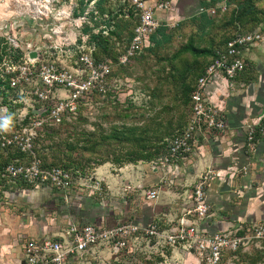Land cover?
Here are the masks:
<instances>
[{
  "label": "rangeland",
  "instance_id": "obj_1",
  "mask_svg": "<svg viewBox=\"0 0 264 264\" xmlns=\"http://www.w3.org/2000/svg\"><path fill=\"white\" fill-rule=\"evenodd\" d=\"M93 1L84 0L82 3L81 0H0V78H5L6 73L13 74L12 70L20 68L26 61H29L35 64L59 62L65 69L63 73L75 78L77 83L90 81L89 88L85 89L78 99L77 104L82 108L80 115L78 119H73V117L68 119L72 121L68 126L61 125L59 121L54 122L49 117H39L41 108L37 107L39 100L35 97L32 87L40 86L43 90L49 89L42 84L41 77H34L28 83L19 81V97L16 102L21 105L16 107L15 114L10 120L22 122L25 117H28L31 123L26 125L28 130L24 131V128L22 133L33 134L34 139L37 136V130L43 132L41 129H36V127H40V122L47 123L54 128H61L60 134L53 137H48L45 134L39 135L45 144L59 143L65 139L73 140L75 136L72 133L83 130L93 131L99 140L101 134L109 132L113 126L144 125L155 115L159 116L158 120L164 119L166 122L172 120L173 124H176L181 120V115L187 111V107L181 106L174 98V95L179 93L175 84H170V94L167 93V96L162 95L153 99V105H150V101H148L150 100L148 87L152 89L160 84L157 70L163 64H165V69L169 70L171 65L166 58L171 57L182 44L187 42L191 35L199 32L198 27L193 26L190 20L194 14L203 12V8L199 6L200 0H169L170 4L164 7H161V4L168 0H148V3L154 7L156 17L160 19L161 23L167 24L168 30L172 32V39L160 49L157 55H149L142 62L133 59L128 65H125L123 71L110 60L111 69L115 74L107 76L103 80V71L94 73L79 58V56L86 55V41L89 39V34L86 31L82 32V28L86 24L94 27L95 20L104 17L99 15L98 6ZM121 2L130 3L128 0H121ZM226 3L227 0H219L217 5L209 7L208 11L204 9L216 20L211 27L207 28L210 31L206 38H214L217 44L224 36L236 32L233 27L225 25L233 7V5H228L226 9ZM259 6L264 8V1L259 2ZM79 15L83 16L81 23L77 19ZM263 27L264 22L252 30L259 31L262 38L247 49L249 51L244 57L247 63L246 72L257 76V81L253 84H236L235 89L230 90L229 94H232V97L229 106L223 109L228 113V117L226 115L227 123L229 121L228 131H225L227 134L222 136L224 132L222 134L213 132L214 136H211V133L204 140L207 146L206 150L213 155H218V158L213 160L211 168L203 167L199 170V175L194 179L192 177L189 179L188 174L178 175L177 173V176H172L169 169L165 170L164 168L163 170L159 167L157 171V166L152 161L142 160L123 165L110 161L103 164H98V161L83 162L84 171L79 169L80 172L74 173V184L71 186L70 194L64 195L65 199L61 201L58 200L59 196L54 195L60 193H53V190L45 194L46 188L38 190V187H33L31 189L21 187L19 184L7 187V183L5 185L0 183V217H4L6 222L11 223L12 226L16 225L17 229L22 223H30V229L25 231L27 236H24L23 239L33 238L37 236L34 235L36 233H39V236H55L66 230L70 219L88 223L90 218L83 216L86 211L93 218L89 222L99 225L104 223L114 226L118 223L131 221L148 224L157 216L174 220L177 223L183 215L184 208L189 201L188 196L200 175L212 170L217 174V169L221 166L226 167L227 159L224 160L222 157V149L217 141L224 137L223 142L226 138L233 139L235 136L233 132L229 131V125L235 123L232 113L236 115L241 112V115L243 111L241 108L243 102L239 101L238 94L244 92L243 94L247 98L243 100L244 104L251 106L247 113L252 119L250 118L248 123L244 124L242 137L245 138L251 127L256 128L258 122H261L258 121V116L264 112V102L260 101L264 99ZM71 30H75L72 39L69 38ZM201 44L208 43L204 40ZM121 46L123 47V45ZM33 51L37 53L35 57L30 56ZM18 55L20 56L17 57ZM188 56L191 59V55ZM104 89L111 95L106 93L101 96L97 95ZM160 89L163 90L164 87ZM50 93L56 102L65 96H70L72 92L71 89L61 85L53 87ZM222 97L228 98L229 96ZM2 100L3 98L0 97V124L5 123L1 119L4 120L7 113V107L1 105ZM166 105H169V109H164ZM230 105L232 106L230 107ZM256 106H259L260 109ZM32 113L34 114L31 115ZM263 117L264 113L260 116V120ZM236 119L238 118L236 117ZM182 120H184L183 117ZM244 120L246 119L244 118ZM254 120L258 121L257 124L254 123ZM7 126L6 130L8 131L15 129L14 126ZM6 130L0 129V132ZM262 135L264 136V129L261 130V135L255 136L256 143L253 141L257 149L250 146L252 149L249 147L246 152L242 150L239 152L244 164L239 166V169L238 166L233 169L235 170L233 177L230 176V173H224L221 176L215 175V179L210 182L207 189L210 210L205 218L197 220L198 228L201 231L208 229L212 233L231 231L233 235L241 232L247 236V243L242 244L237 251L227 252L220 264H264V237H261L257 231L264 229V142L260 143L261 146L258 147V140L262 138ZM225 143L223 142V144ZM127 147V144L117 141L106 143L99 149L101 153L99 158L101 160L105 156L104 150L112 152L113 149L117 151L124 149L121 152L125 153ZM4 155L6 156V154ZM47 155V160L51 162L54 156L53 152L50 151ZM61 156L65 161L67 160L64 154ZM73 156L77 158L76 153ZM110 157H112V153H110ZM160 169L162 174L158 173ZM188 169H190L189 173H192L193 165L188 166ZM159 184L162 187H160L158 196L152 201L146 199L142 192L145 189L157 187ZM44 194L47 198L58 199L55 201L51 199L37 208L40 203L38 200L44 198ZM72 213H76L74 214L76 217H72ZM3 223L5 222L3 221ZM32 227L34 230L31 229ZM41 228L42 231H40ZM20 232H22L21 229L18 234ZM22 255L25 257V253ZM71 264L203 263L194 249L189 251L183 246L174 247L164 240L155 243L149 242L148 239H140L132 240L129 246L123 249L107 247L97 249L94 253H86L83 257H79Z\"/></svg>",
  "mask_w": 264,
  "mask_h": 264
},
{
  "label": "built area",
  "instance_id": "obj_2",
  "mask_svg": "<svg viewBox=\"0 0 264 264\" xmlns=\"http://www.w3.org/2000/svg\"><path fill=\"white\" fill-rule=\"evenodd\" d=\"M128 1L130 2L128 6H134L137 14H139L140 22L135 27L136 35L130 47L120 57L122 63H125L130 55L148 43L150 33L161 22L154 14V7L148 3V0ZM93 3H96V0ZM168 4H170L169 0L162 3L161 7ZM77 17L81 23L83 16L79 15ZM74 19L76 20V18ZM70 33L69 38L72 39L75 30H71ZM260 38H262V35L259 31L238 32L228 41L224 49L217 51L218 56L207 66L205 74L199 78L197 88L193 92V105L185 128L170 139L163 153L152 161L157 168L170 169V166L179 162L180 159L184 160L193 155L200 147V142L207 138V135L213 132L223 133L227 130L226 112L208 96L207 85L218 74L222 75L223 78L225 77L229 84L233 85L234 81H231L230 78L243 71L246 64L244 51ZM70 39H67V41H70ZM85 53L86 55L79 56V58L94 73L103 71V80L104 76L109 73V65L104 63L96 65L92 55ZM12 71L16 72L11 77L14 86L20 85L22 82L28 83L34 77H41L42 84L49 88L43 90L40 86L32 87L37 99L43 101V105L38 107L41 108L40 118L49 117L52 121L61 123L63 117L67 119H71L73 116L77 117L79 114L78 99L85 89L89 88L90 81L77 83L75 78L66 76L63 73L65 69L59 62L35 64L26 61L20 68ZM19 81L21 82L19 83ZM61 85L71 89L72 93L70 96H65L54 102L50 92H52L53 87ZM47 105H49V108ZM47 109H49V113L42 116V113ZM43 123L40 122V127H36V129L43 128ZM259 124L260 122L257 126ZM26 127V125L23 126L24 131L28 130ZM255 131L256 128L251 127L248 132L249 144H253ZM11 132H14L12 136L4 135L3 131L0 132V140H3L2 145H5V142L12 143L15 141L19 142L23 150H33V134L22 133V131ZM215 175H218V173L215 174L213 170L200 175L194 189L188 196L189 201L184 208L183 215L177 223L161 216L152 219L148 224H142L141 221H131L118 223L114 226L99 225L95 222L72 221L66 230L55 236L49 235L50 237H47V235L27 239L24 246V264H71L79 257H83L86 253H94L97 249L104 247L123 249L127 248L132 240L140 239H148L149 242L155 243L164 240L174 247L183 246L189 251L194 249L203 264H220L227 252L237 251L242 244H245L247 236L241 232L233 235L231 231L212 233L208 229L201 231L198 228L197 220L205 218L210 210L207 189L210 182L214 180ZM4 177H9L11 181H16L19 177L32 183L35 187L49 183L64 192L65 195L70 194L71 186L74 184V176L69 170L61 166L43 168L37 158L25 164L15 162L7 164L4 170H0V180ZM160 187L162 185L159 184L157 187L145 189L142 194L146 199L152 201L158 196ZM257 231L261 237H264V229Z\"/></svg>",
  "mask_w": 264,
  "mask_h": 264
},
{
  "label": "trees",
  "instance_id": "obj_3",
  "mask_svg": "<svg viewBox=\"0 0 264 264\" xmlns=\"http://www.w3.org/2000/svg\"><path fill=\"white\" fill-rule=\"evenodd\" d=\"M218 1L219 0H200L199 6L203 8V12L194 14L190 20L193 26L198 27L199 32L195 35H191L187 42L182 44L171 57L166 58L167 62L171 65L169 70L165 69V64L157 70V77L161 81L160 84L154 86L152 89L148 87L150 90V100L148 101H150V105H153V99L170 94V84L173 83L177 86V91H179V93L178 95L175 94L174 98L178 100L181 106L187 107V111L185 114L181 115V120H179L178 123L173 124L172 120L167 122L164 121V119L158 120L159 116L155 115L144 125L125 124L120 127L113 126L109 132L101 134L99 140L96 138L93 131L86 132L83 130L74 132L77 131L74 130L72 135L75 136V139H65L63 142L60 141L59 143L56 142L53 144H45L39 135L45 134L48 137H53L54 135L60 134L61 128H54L45 123V126L41 128L43 132L37 130V136L35 139L33 138L32 151L23 150L19 142H5V145H2L3 140H0V170H4L7 164L12 162L25 164L38 158L43 168L61 166L69 170L74 176V173L77 174L80 170L84 171L83 162L89 163L91 161H98V164H103L110 161L115 164L123 165L128 162L135 163L142 160L150 162L157 159L160 154L163 153L169 140L176 136L180 130L185 128L191 114L193 92L197 88L199 78L205 74L207 66L218 56L217 51L219 49H224L228 41L233 38L236 33L250 32L260 23L264 22V8L259 6V2L264 0H227L226 9L228 5H233V7L230 10L225 25L233 27L236 32L224 36L217 44L214 38H206V35L210 31L207 28L211 27L216 22L215 18L210 16L207 11L209 7L216 6ZM81 2L84 3V0H81ZM120 2L121 0H96L99 15L104 17L95 20L94 27L86 24L82 29V31H86L89 34V39L86 41V52L91 53L96 65L100 63L109 65V73L104 76V79H106L107 76L115 74L111 69L110 60L112 63L114 62L118 65V69L123 71V68L126 67L125 65H128L133 59L142 62L147 59L149 55H157L160 49L169 43L173 36L172 32L168 30L167 24L160 22L159 26L150 33L148 43L144 44L141 49L136 50L130 55L125 63H122L120 57L125 54L130 47L136 35L135 27L140 21L139 14H137L134 6L129 7L127 3ZM204 9H207V11ZM204 40L207 41L208 44L202 45L201 42ZM121 45H123V47ZM189 54L191 55V59L188 56ZM19 56L20 55L17 57ZM246 66L247 63L243 71L239 72L233 78H230L231 81L239 83H252L257 81V76H253L250 72H246ZM14 74H16V72L13 74L6 73L5 78H0V97L3 98L1 105L7 107L5 119H1V121L5 122L4 124L14 126L15 129L11 131L21 132L23 126L30 123L31 120L28 117H25L22 122L10 120L15 114L16 107L21 105L19 102H16V99L19 97L18 92L20 85H12L11 77ZM161 87H164V89H160ZM103 93L111 95L110 92L105 89L99 91L97 95L101 96ZM41 105H43V101H37V107ZM47 107L49 108V105H47ZM81 109L79 105V114L75 118L73 116V119H78ZM164 109H169V105L164 106ZM48 113L49 109L44 111L42 116ZM33 114L34 113L31 115ZM226 115L228 117L227 112ZM182 117L184 120H182ZM71 123L72 121L63 117L60 124L68 126ZM262 129H264V118L261 120L260 124L256 126V132L254 133L252 142H255V136L261 135ZM11 131L6 130L3 133L6 136H12L14 132ZM113 141L127 144L128 149L125 153L121 152L124 149H120L119 151L113 149L112 152L104 150L105 156L100 160L99 157H101V153L99 149L105 146L106 143H112ZM246 142L248 141L246 140ZM50 151L54 154L51 162L47 160V153ZM74 153L77 154V158L73 156ZM110 153H112V157H110ZM4 154H6V156ZM61 154L67 157L66 161ZM180 161L182 160L180 159L179 162ZM9 179V177H4L0 180V183L4 185L7 183V187L13 184H19L21 187L31 189L35 187L32 183L19 177L16 181H11ZM39 186L45 188H49V186L52 187L49 183L40 184ZM52 188L53 192H61L62 195L59 196V199L57 198L58 200L61 201L65 199L64 192L59 191L55 186ZM74 214L76 213L71 214L72 217H76ZM89 214L90 213L86 211L83 216L93 220ZM102 225L105 224L103 223ZM160 260H162V258H160Z\"/></svg>",
  "mask_w": 264,
  "mask_h": 264
},
{
  "label": "crops",
  "instance_id": "obj_4",
  "mask_svg": "<svg viewBox=\"0 0 264 264\" xmlns=\"http://www.w3.org/2000/svg\"><path fill=\"white\" fill-rule=\"evenodd\" d=\"M247 49L244 51L245 57H246L247 51H249ZM255 82H252L251 84H253ZM236 84L237 85L238 84L245 85V83H242V82H240V83L239 82H234V85H231V84H229V82L227 81V79L225 77L223 78L222 75L218 74L207 85L208 96L219 107L224 109L225 107L229 106V102H230V99L232 97L231 96L232 94L230 95L229 92H230V90L235 89V85ZM226 86H228V89H226ZM243 93L238 94L240 96V100L239 101L243 102L241 104V108L243 109L242 114H241L242 116L240 115L241 112L240 113L238 112V114H236V115L231 112L232 115H234L232 118H233L235 123H232L231 126L229 125V131H231V132H233L235 134L234 138L233 139H230V138L227 139L226 138L225 140H223V142L224 143L226 142V143L223 144L222 139L224 137H222V136H225V134H227V132H224L223 134L219 133V134H222V136H220L222 138L219 139L217 142L221 146L220 149H222L221 150L222 157L224 158V160L227 159L226 160L227 161L226 167H222L221 166L219 169H217V171H218L217 173H218L219 176L224 175V173H230V176L233 177L234 174H235V170H233V169H235L237 166H238V169H239L244 164V163H242V160L240 158L239 152L241 150L246 152L247 150H249L250 146H252V148H254V149L255 148L257 149V146H254L255 145L254 142H252L253 144H249L250 142L247 139L248 134H247V136L245 138H243L242 135H241V134H244V132L242 133V129H244V124L248 123V121L251 118L250 115H248V113H247L248 109H250L251 106H249V105L247 106V105L244 104L245 102L243 100H246L247 98H246V95L243 94ZM225 95H228L229 97L228 98L222 97V96H225ZM260 101L264 102V99H263V101L262 100H260ZM231 106L232 105H230V107ZM256 108H259V106H256ZM262 108H263V106H262ZM262 114H260L258 116V121H261L260 120V116ZM236 117L238 119H236ZM244 118L246 120H244ZM253 119H254V117H253ZM257 122H255V120H254V123L257 124ZM249 124H247V125H249ZM226 131H228V130H226ZM211 136H214V134L212 133ZM262 138H261L262 140L261 139L258 140V142H259L258 147L261 146L260 143L264 142V136L263 135H262ZM205 139L206 138H204L201 141L199 149H197V151L193 155H190L186 159H184V160H182L180 162H177L176 164H173L171 166V168L169 169V173H171L172 176H177V173H178V175L188 174L187 176H189L188 177L189 179H190V177H192V179H194L197 175H199L198 172H199L200 169H202L203 167H206V166H208L209 168L212 167L213 160L217 159L218 155H213V154H211L210 152H208L206 150L207 146L204 143ZM246 139H247L248 142H246ZM247 143H248V145H247ZM239 158H240V161H239ZM191 164L194 167V171L192 173H189V170L192 169V168L188 169V166H190ZM156 169L158 171V168H156ZM159 171L160 172H158V173L162 174L161 169ZM37 189L38 190L45 189V187L39 186ZM48 190L51 191V190H53V188H51V187L48 188L47 187L46 190H44L45 194L48 193ZM53 193H56V192H53ZM54 195L55 196H60L62 194L60 192V194L56 193ZM51 199L52 198H47V196L45 195L44 198L38 200V201H40V203L38 204V207H37V205H36V207L39 208L45 202H48ZM55 200H57V198L53 197L52 201H55ZM41 202H43V203H41ZM67 216H69V215H67ZM3 221L5 223H3ZM69 221H70L69 223H72V221H75V219H73V220L70 219ZM29 226H30V223H22V225H19L20 228L17 229L16 225L12 226L11 223H7L6 222V219H4V217H2V218L0 217V264H24V261H23L24 260V256L22 254H24V246H25V243H26L27 239H29V237H26L27 239H23V237L27 236V232H25V231H28L30 229ZM20 229H21L22 232H20L18 234ZM31 229L34 230L33 227ZM40 231H42V228L40 229ZM41 233H43V232H41ZM34 235H37V236H34L35 238L47 236V235L39 236L40 235L39 233H36Z\"/></svg>",
  "mask_w": 264,
  "mask_h": 264
},
{
  "label": "clouds",
  "instance_id": "obj_5",
  "mask_svg": "<svg viewBox=\"0 0 264 264\" xmlns=\"http://www.w3.org/2000/svg\"><path fill=\"white\" fill-rule=\"evenodd\" d=\"M7 124H0V129H7Z\"/></svg>",
  "mask_w": 264,
  "mask_h": 264
},
{
  "label": "water",
  "instance_id": "obj_6",
  "mask_svg": "<svg viewBox=\"0 0 264 264\" xmlns=\"http://www.w3.org/2000/svg\"><path fill=\"white\" fill-rule=\"evenodd\" d=\"M36 55H37V53L35 51H33V52L30 53V56L31 57H35Z\"/></svg>",
  "mask_w": 264,
  "mask_h": 264
}]
</instances>
